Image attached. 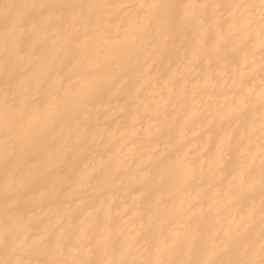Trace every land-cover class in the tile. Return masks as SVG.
<instances>
[{
	"label": "bare ground",
	"instance_id": "bare-ground-1",
	"mask_svg": "<svg viewBox=\"0 0 264 264\" xmlns=\"http://www.w3.org/2000/svg\"><path fill=\"white\" fill-rule=\"evenodd\" d=\"M260 5L0 0V264L259 262Z\"/></svg>",
	"mask_w": 264,
	"mask_h": 264
},
{
	"label": "snow or ice",
	"instance_id": "snow-or-ice-1",
	"mask_svg": "<svg viewBox=\"0 0 264 264\" xmlns=\"http://www.w3.org/2000/svg\"><path fill=\"white\" fill-rule=\"evenodd\" d=\"M261 11H262V21H264V0H261ZM262 48H264V42H262ZM36 87L37 90H39V78H37V82H36ZM33 101H35L36 103H39V98L38 97H33L32 98ZM73 101L69 100L67 102V107L70 109L71 105H72ZM32 104L30 102L27 101H21L20 104L17 106L16 108V115L23 119L25 113H27L29 115V117H31V108H32ZM46 112H48L49 115H52V106L49 105L46 110ZM65 114L70 115L71 112L68 111ZM60 115L59 112H57V116ZM53 119L55 120L56 117L54 116ZM29 125H31V119H29ZM10 129H6V135H8V133L10 132ZM8 161H11V155L8 154ZM260 187H261V198H262V204H264V162H262V171H261V177H260ZM262 214H264V207H262ZM262 219H264V215H262ZM5 264H12V262H5ZM40 264H67L66 261H45V262H40ZM73 264H79V262H73ZM83 264H88V262H83ZM101 264H103V262H101ZM113 264H125L124 261H116L113 262ZM144 264H162V262L156 261H145ZM213 264H215V262H213ZM226 264H264V247H262L261 250V259L259 260V262L256 261H236V260H232V261H228L226 262Z\"/></svg>",
	"mask_w": 264,
	"mask_h": 264
}]
</instances>
